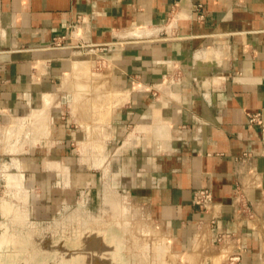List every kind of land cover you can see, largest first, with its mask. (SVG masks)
I'll list each match as a JSON object with an SVG mask.
<instances>
[{
  "label": "crops",
  "instance_id": "1",
  "mask_svg": "<svg viewBox=\"0 0 264 264\" xmlns=\"http://www.w3.org/2000/svg\"><path fill=\"white\" fill-rule=\"evenodd\" d=\"M254 114L264 0H0V125L35 123L43 219L100 235L98 261L264 264Z\"/></svg>",
  "mask_w": 264,
  "mask_h": 264
},
{
  "label": "rangeland",
  "instance_id": "2",
  "mask_svg": "<svg viewBox=\"0 0 264 264\" xmlns=\"http://www.w3.org/2000/svg\"><path fill=\"white\" fill-rule=\"evenodd\" d=\"M35 129H37V127L34 122L22 126V124L18 125V122L15 119L10 120L8 123L0 125V202H1L0 206L2 204L8 203L9 206L12 207V212L9 216H7L8 214L5 215L0 210V224L1 222L5 223L6 227H9L10 232L12 229L15 228V226L16 228L22 226L19 227L20 230H18L19 228L17 230L15 228L16 232L20 231L21 234L18 233L19 235H25V233L29 236L31 235V237L34 239V242L41 249L46 248L49 244H50L49 249L51 246L54 247L55 245L56 251L54 250L55 251L53 252L54 254L48 253L49 255H47V253L44 251L43 253H41V255L40 253H36L39 255L38 256L35 255L34 258L36 259V261L35 263L33 262L32 264H38V262L42 264L44 263L69 264V261L71 263L73 260V258L69 260L72 250L73 251L76 250L75 252H73L75 255L76 253L79 252L77 250H79L80 247L85 245H86L85 247H87L89 246V243L90 246L91 245L94 246L97 241H92L93 236L92 237L88 235L86 236V234L88 233L87 229L86 228L83 229L82 227L83 224L80 221H74L72 223L73 226L71 232L68 231L67 229H62L61 232H59L61 233V236H57V237L54 236V231H52L56 223L54 222L50 223L48 221H44L43 218L46 217L47 214H49V212L47 210L45 211L44 209H42L44 207L39 205L40 193L38 187L36 186L37 182L39 181V176L34 174V172L37 171L38 169V162H36V160L35 162H33L34 160L31 159V156L29 157V154H31L32 152L31 148L33 146L39 145L40 143L33 135ZM77 159L78 161L80 160L79 158ZM77 159L74 160V165H73L75 168L77 167L78 169L73 176L74 182L79 181L80 176H82L80 174H83V172L81 171L82 170L81 166L80 167L77 166L80 165V163L77 162ZM52 180L53 179H49L48 177L46 178L47 183L52 182ZM48 193H46L44 198L48 199L47 196ZM83 204L84 203L81 200L80 195H77L71 210H64L63 208L55 211V213H60V214L71 213L73 215L79 216L82 213H85L86 211ZM93 208L94 209L92 212L96 213L95 207ZM13 213L15 214L13 215ZM19 220L22 222V224H20L17 227L16 221ZM60 224H62L61 225L62 228L64 225L63 223ZM129 224L130 223L127 221L122 223L124 228L125 226L128 228ZM64 230L67 232H64ZM83 234H85V236ZM67 237H69L70 239H68ZM80 237H84L82 238L83 240ZM78 239L79 241H77ZM99 240H100L99 241L100 244L98 243L97 247H99V245L102 244V246H100L101 248H99L102 249L103 239L99 238ZM125 241L129 242V238H125ZM78 242H81V244L83 242L84 245L83 244L79 245ZM71 243L74 245H72ZM63 247H65V249ZM66 249L69 251L66 253L67 257L64 255ZM143 251H145V249ZM143 251H141V253H143ZM7 252H8V248L0 250V264H7L6 262ZM59 252L61 253L59 254ZM96 253L97 251H93V250L84 252V254L82 255L83 257H81L82 258L81 261H77L78 263H73V262L72 263L92 264L93 259L98 258ZM62 254L63 256H61ZM143 255L144 254H142V256ZM24 257L25 254H23L22 258ZM58 259H61L60 262Z\"/></svg>",
  "mask_w": 264,
  "mask_h": 264
},
{
  "label": "bare ground",
  "instance_id": "3",
  "mask_svg": "<svg viewBox=\"0 0 264 264\" xmlns=\"http://www.w3.org/2000/svg\"><path fill=\"white\" fill-rule=\"evenodd\" d=\"M1 203V202H0ZM0 210L5 214V215H7V216H9L10 214H11V212H12V207L11 206H9V204L8 203H6V204H2L1 206H0ZM15 211V210H14ZM3 214V215H4ZM15 213H13V215H14ZM2 215V216H3ZM14 222V221H13ZM20 224H22V222L19 220V221H16V225H17V227L20 225ZM15 226V225H14ZM19 227H22V226H19ZM18 227V228H19ZM13 228V227H12ZM15 228H16V226H15ZM15 228L14 229H12L11 230V232H10V229H9V227H6V224L5 223H3V222H1V224H0V250H3V249H5V248H8V252H7V256H6V258H7V264H32L33 262L35 263V261H36V259L34 258L35 257V255H39V254H36V253H40V255H41V253H43V251L44 252H46L47 253V255H49L50 253H53V252H55L56 251V248H55V245H54V247L53 246H51L50 247V249H49V245L46 247V248H44V249H41L40 247H38V245L34 242V239L31 237V235L29 236V235H27L26 233H25V235H19L18 233H20V231H17L16 232V230L18 229V228H16V230H15ZM18 230H20V228L18 229ZM89 231V230H88ZM91 231V230H90ZM88 232V234L90 235V237H92L93 235H92V233L91 232ZM93 231V230H92ZM83 233V232H82ZM87 233V232H86ZM21 234V233H20ZM23 234V233H22ZM78 234V233H77ZM87 234V235H88ZM100 234V233H99ZM33 235V234H32ZM35 235V234H34ZM84 236H85V234H83ZM86 235V236H87ZM102 235V234H101ZM96 236V237H95ZM95 236H93L92 237V241H97L96 242V244L93 246V245H91L90 246V243H89V246H87V247H85V246H82V247H80L79 248V250H77V251H79L78 253H76L75 255H74V253L73 252H75V251H73L72 250V252H71V255H70V257H69V260H71L72 258H73V260H72V262L73 263H78L77 261H81V257H83L82 255L84 254V252H88V251H90V250H93V251H97V253L96 254H98V252H99V248H101L100 246H102V244L101 245H99V247H97V245H98V243L100 244V240L97 238V236L99 237L100 235H95ZM101 237H103V236H101ZM115 237V236H114ZM114 237H113V239H114ZM68 239H70L69 237H67ZM74 238V237H73ZM81 239L82 238H84V237H80ZM88 238V237H87ZM100 238V237H99ZM63 239H65V238H63ZM68 239H67V241H68ZM75 239V238H74ZM83 240V239H82ZM85 240H86V238H85ZM77 241H79V239L77 240ZM44 243V242H43ZM50 243V242H49ZM53 243V242H52ZM60 243V242H59ZM113 243V242H112ZM45 244V243H44ZM47 244V243H46ZM63 244V243H62ZM72 244V243H71ZM78 244L79 245H84V243L82 242V244H81V242H78ZM40 245V244H39ZM56 245H57V243H56ZM72 245H74V244H72ZM105 245V244H104ZM110 246H106L107 248H111V251H113L112 249H113V246H111V245H113V244H109ZM44 246V245H43ZM64 249H65V247H63ZM62 248V249H63ZM41 249V250H40ZM58 249V248H57ZM55 250V251H54ZM59 250V249H58ZM67 250V249H66ZM60 251H61V249H60ZM106 252V251H105ZM25 254V257L24 258H22V256H23V254ZM49 253V254H48ZM61 252H59V254H60ZM64 253V252H63ZM94 253V252H93ZM101 253V252H100ZM104 253V252H103ZM28 254V255H27ZM54 254V253H53ZM52 254V255H53ZM58 254V253H57ZM95 254V253H94ZM56 255V254H55ZM65 256L67 255L66 254V252H65V254H64ZM60 256V255H59ZM61 256H63V254L61 255ZM73 256V257H72ZM87 256V255H86ZM67 257V256H66ZM66 257H65V259H66ZM22 258V259H21ZM59 258H61V257H59ZM54 259V258H53ZM63 259H64V257H63ZM86 259H88V258H86ZM59 260V262H60V260L61 259H58ZM57 260V261H58ZM99 259L98 258H96V259H93V263L92 264H110L109 263V261H111V260H108L107 262L105 261V260H103V261H105V263L103 262V261H98ZM70 263V261H69V264H73V263ZM103 262V263H102ZM55 263V262H54ZM38 264H42V263H40V262H38ZM45 264V263H44ZM49 264V263H48Z\"/></svg>",
  "mask_w": 264,
  "mask_h": 264
},
{
  "label": "built area",
  "instance_id": "4",
  "mask_svg": "<svg viewBox=\"0 0 264 264\" xmlns=\"http://www.w3.org/2000/svg\"><path fill=\"white\" fill-rule=\"evenodd\" d=\"M63 45L61 42H54V48L59 49L62 48ZM249 124L256 126L259 131L264 135V121L261 120L260 114H254L249 117ZM212 197L209 191L201 190L194 194L193 202L199 208L206 210L208 206L211 204ZM227 264H240L239 257L231 258Z\"/></svg>",
  "mask_w": 264,
  "mask_h": 264
}]
</instances>
